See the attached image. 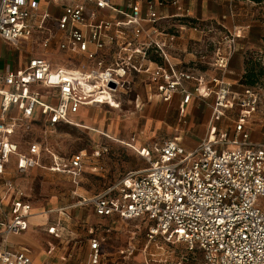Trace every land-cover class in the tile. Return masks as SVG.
I'll use <instances>...</instances> for the list:
<instances>
[{"label": "built area", "instance_id": "built-area-1", "mask_svg": "<svg viewBox=\"0 0 264 264\" xmlns=\"http://www.w3.org/2000/svg\"><path fill=\"white\" fill-rule=\"evenodd\" d=\"M51 1L64 6L57 18L33 0H0V39L18 45L39 31L41 36L49 34L43 36L44 46L49 47L55 36L50 30L45 32L54 18L63 32L60 48L85 55L89 63L75 70L54 69L48 58L36 56L23 68L0 71V177L6 175L13 160L18 172L36 167L45 152L40 141L32 142L23 152L12 139L16 123L5 119L11 106H20L31 121L40 113L50 128L78 124L74 116L83 106L120 105L117 93L129 92V76L150 72L144 64L151 54L165 55L164 44L152 35L160 33L157 6L168 0H128L127 10L120 12L126 16L123 20L104 15L105 9H116L113 0ZM172 3L177 5L179 0ZM185 12L189 14V10ZM146 23L153 25L152 33ZM238 37L237 32L229 31L217 43L215 66L228 68ZM91 44L95 50L90 49ZM113 47L120 51L110 61L107 52ZM150 75L166 101L177 92H181L183 104H189L195 95L214 93L211 125L206 137L191 149L178 137L166 138L158 157L148 158L147 168L129 171L116 185L82 202L93 205L99 216L149 221L147 240L155 245V251L141 260L130 247L119 250L116 259L109 262L100 239L91 237L88 264H174L168 257L155 259L157 248L171 250L161 241L184 244L191 253L183 254L177 264H188L199 253L201 264H264V142H254L247 125L251 110L259 103V91H234L218 77L212 79V85L204 86L203 79L194 73L173 67L159 66ZM196 81L192 88L185 85ZM39 85L54 90L58 102L44 100L36 88ZM235 106H240L241 116L233 130L216 127L214 124ZM31 124L26 129L30 130ZM85 157V151H80L64 165L54 156L51 169L77 175ZM32 209L25 191L12 178H5L0 185V264H35L28 247L11 248L7 241L10 234L27 230ZM52 230L59 235L57 229Z\"/></svg>", "mask_w": 264, "mask_h": 264}, {"label": "crops", "instance_id": "crops-1", "mask_svg": "<svg viewBox=\"0 0 264 264\" xmlns=\"http://www.w3.org/2000/svg\"><path fill=\"white\" fill-rule=\"evenodd\" d=\"M33 1H35L41 9H48L50 13L56 18L60 16L64 11L63 4H56L51 0ZM196 1L197 0H179V4L174 5L172 3L173 0H168L164 6H157V11L160 14L161 20L156 24V26L159 27L160 33L153 34L152 36L156 40V42L164 44L163 50L165 52V55L158 53L151 54V59L144 64V68H149L150 72L152 70H155L159 66L166 69L173 67L176 70L190 71L195 74L196 78L203 79L204 86L207 84L212 85V79L215 77L223 78L226 83L230 84L231 88L234 91H245L247 88H250L241 83L242 77L246 72L247 68L246 62L247 60H249L250 57H253L252 53H256L257 56L255 58H259V60L262 58L264 59V46L260 44H255L247 38V35H250V32L248 30L250 27L236 25L234 28L237 34L239 35L237 40V50L232 55L228 68L226 70H223L215 66L214 60L217 43L222 39L223 36H220L218 27H216V25L214 24L219 23L220 18L216 17V15L212 11H208L209 8H207V6H209L210 4V2H208L209 0H202L200 2V4L202 3V5H204L206 8H204V11H201L202 14H198V11L196 10ZM113 3L116 9L107 8L104 10V15L108 18L116 20L125 19L126 16L120 12L121 10H127L128 0H123L122 4H118L115 0H113ZM235 8L238 9L237 6ZM235 8L233 5H231L232 10H235ZM143 9L144 12H146V2H144L143 4ZM185 10H189L188 15L186 14ZM234 10L232 12H234ZM204 17H210L211 26H207L205 28H201L199 26L198 22L201 21ZM223 17L224 19H227V16ZM175 19H178V21L181 22V24H179V28H173L172 20ZM190 21L195 23H193V25H187V23ZM51 23L56 24L55 31L51 29ZM195 26H199V29L195 28ZM146 27L148 32L152 33L153 25L146 23ZM242 29L244 31H242ZM49 30L51 31V34L55 36L49 47H45L43 43V36L45 37L49 34H42L43 36H41L38 34L39 31H37L34 36L30 39L21 40L18 45H14L10 42H7L6 40L0 39V71L17 70L23 68L28 65V62L31 58L36 56H43L48 58L49 61L52 63L54 69L64 68L75 70L80 69L85 64L89 63V60L85 57V55L72 51L70 49L63 50L60 48L59 41L63 36V32L59 30L57 22L54 18L48 22V30H46L45 33H47V31ZM35 36L39 37V39L41 38V41L38 42L41 46L40 49H44L47 51H35L32 50L29 46H24L25 42L30 41L31 39L35 38ZM90 49L95 50V46L91 44ZM252 49H255L254 51L256 52H253ZM119 51V47H113L112 49H110L107 52L109 56L108 59L110 61L114 60L117 57ZM49 52L50 54L52 53L54 57L49 56ZM64 56H66L67 58L65 59ZM60 57L64 58L65 63L60 59ZM56 58L57 60L60 59L61 62L54 61ZM150 72H133L132 75L129 76V92L127 91L117 93V99L119 100L120 96L127 95V93L147 95L150 98H161L158 94L157 88L153 85V83H151ZM198 82L199 81L192 83L187 82L185 83V85L192 88L193 85ZM36 88L43 94L44 100H47L51 103L58 102V98L55 95L54 90H49L47 87H44L42 85H39ZM211 97L213 98L212 104L209 103ZM174 98L179 100L180 104L178 107L183 113L188 112L193 102L197 99L205 101L206 105L208 106L206 107L209 110L208 116L206 117L204 122V125L207 127V130L201 137H198L196 139L191 138L188 140L187 144L183 142V139L180 136H176L181 139L182 143L188 149L194 148L199 145V143L202 141V139L206 137L209 131L212 120L215 94L212 93L207 97H199L198 95H195L189 104L182 103L183 97L181 92H177L173 99ZM173 99L170 101H166L161 98V100L167 103H171ZM1 104L2 96L0 95V120L3 119ZM95 106L99 105L83 106L80 112L74 116L76 122L79 124V120L82 119V117H84L85 115H87V113L92 110ZM5 119L16 123V131L12 135V139L20 145V149L23 152H27L29 145L34 141H40L43 144V141H41L37 137H34L36 129L42 128L48 130L55 129L58 126L57 125L54 128L46 126L45 117L38 112L31 121L30 119L24 117L20 106L15 105L11 106ZM31 122L32 124L30 130L26 129V125L30 124ZM116 129L117 128L114 125L111 127L112 132L117 131ZM254 134L256 133H253L252 137V140L254 142H264L259 136L254 138ZM103 135L111 138V136L107 132H103ZM20 136H25L26 139L24 141H21L19 140ZM153 139L154 138H152L151 142H146L145 146L141 145V149H136L138 153L147 161L148 158L154 159L158 157L159 148L166 138L158 139L157 141H154ZM143 151L145 154L142 153ZM46 155H48V151L45 147V152L39 158V164L26 172H18L16 169V162L15 160H13L12 163L8 166L6 175L0 177V185L5 178H12L22 190L26 191L24 185L26 174H28L34 169L44 168L55 173L67 174L70 180L73 182L74 186L78 188L80 187L84 178V164L86 157L84 159L83 167L80 172L77 175H73L72 173L66 170H52L51 165L54 163L53 158L50 164L44 165V159ZM52 155L53 157H57L54 153H52ZM72 156L73 154L68 158L57 157V160L66 165L68 164ZM147 167L148 166L134 170H143ZM120 180L104 187L103 189L97 191L92 195L83 196L76 202H72L70 204L68 202L61 204L50 203L48 206L42 208V210L36 209L34 207L30 196L25 192V200L29 201L32 204L33 208L29 218V226L27 230L21 233L10 234L7 238L8 246L15 249L20 247H28L31 251L35 264H68L70 261L67 257H72V253L68 252L69 243L71 240L74 239V236H77L76 227H82V229L85 231L84 235L82 236H85L86 242L88 244L86 259L82 264H88L89 262V257L91 253L89 239L91 237H97L98 239H100L103 250L105 251L104 255L109 262L114 261L116 259L119 254V250L130 247L135 249L134 257L140 260L142 258H145L146 255L155 251V245L148 243L147 240V233L150 228L149 221L143 219L124 220L118 215H113L109 217L99 216L96 214L93 205L82 204L83 201L102 193L104 190L111 186L116 185ZM75 195L76 194L74 192L73 196ZM36 217L39 218V221H33V219ZM131 222H138V224L143 223L147 226L146 235L142 237L143 240H141V236H139L138 234V226L136 225V227H132L130 225ZM52 228L57 229L59 235H56L53 232ZM32 229L35 232H29ZM21 236H38V238H40L41 236H48L51 239L57 240L58 244L49 241L48 246L43 247L40 243L37 242L38 249L35 250L34 247H31L30 244L21 241V238H19ZM61 245L62 247L60 248H62V251H60L59 253L57 248ZM40 255L48 256L51 260L47 262H41V260L38 259Z\"/></svg>", "mask_w": 264, "mask_h": 264}, {"label": "rangeland", "instance_id": "rangeland-1", "mask_svg": "<svg viewBox=\"0 0 264 264\" xmlns=\"http://www.w3.org/2000/svg\"><path fill=\"white\" fill-rule=\"evenodd\" d=\"M115 1L122 4L123 0ZM201 1H196L198 14H202L201 11L206 8L202 3L200 4ZM208 2H210L207 6L208 11H212L216 17L220 18V22L214 25L218 27L221 37L229 31L236 32L234 28L236 25L248 26L250 27L248 29L250 35H247V38L255 44L264 46V2L254 0H209ZM231 5L234 8L237 6L238 9L235 8L232 12ZM223 16H227V19H224ZM172 21L173 28H179L181 22L178 19ZM193 23L195 22H188L187 25H193ZM198 23L201 28H205L211 26V19L204 17ZM50 27L52 30H56V24L51 23ZM242 31L244 30L242 29ZM40 41L41 38L35 36V38L25 42L24 46H29L35 51H47L40 49L41 46L38 43ZM252 50L256 52L255 49ZM48 55L54 57L50 52ZM252 56L255 58L257 55L252 53ZM57 58L54 61L61 62L62 60L65 63L64 58L60 57L61 60H57ZM257 59L259 60V58ZM259 61L264 65L263 58ZM256 88L260 93L259 103L254 110H251L252 113L249 115L247 125L251 128V137H253V133H256L254 138L259 136L264 141V79ZM212 100L211 97L209 103L212 104ZM119 102V107L110 105L93 107L87 115L79 120V124H60L57 128L48 130L36 129L34 137L43 141L44 147L48 151L44 165L51 163L52 158H54L52 153L58 158H68L80 151L86 153L85 173L79 188L75 187L69 176L64 173H55L48 169L38 168L26 174L25 192L30 196L36 209L42 210L50 203L68 202L70 204L76 202L83 196L92 195L120 180L128 171L148 166V161L136 149H141V145L145 146V143L151 142L152 138L157 141L158 139L180 136L183 142L188 144L189 139L201 137L207 130L204 122L209 110L206 108L208 106L205 101L202 100H195L189 111L185 113L179 109L180 103L176 98L171 103H167L161 98L127 93V95L120 96ZM240 111V106H235L228 110L226 116L214 125L231 132L235 121L241 116ZM113 125L117 128L115 132L111 131ZM103 132H107L111 138L104 136ZM25 139V136L19 138L21 141ZM74 192L75 196H73ZM33 221H39V218L36 217ZM130 225L132 227L138 226V234L143 240L142 237L146 235L147 226L143 223L138 224V222H131ZM76 228L77 236H74L68 247V252L72 253V257H67L70 261L68 264H82L88 251L86 238L82 236L85 231L82 227ZM29 232L35 231L32 229ZM19 238L21 241L30 244L31 247L33 246L35 250L38 249V243L43 247H47L49 241L58 244L57 240L48 236H41L40 238L38 236H21ZM160 244L171 250L163 251L157 248L155 254L157 260L168 257L172 263L177 264L178 259L180 260L183 254L188 253L191 256L184 244H167L162 241ZM60 247L62 245L57 248L59 253L62 251ZM38 259L41 262L51 260L44 255H40ZM201 261L202 255L199 253L188 264H201Z\"/></svg>", "mask_w": 264, "mask_h": 264}, {"label": "trees", "instance_id": "trees-1", "mask_svg": "<svg viewBox=\"0 0 264 264\" xmlns=\"http://www.w3.org/2000/svg\"><path fill=\"white\" fill-rule=\"evenodd\" d=\"M256 2H264V0H254ZM191 22V21H190ZM247 68L244 73L241 83L250 87L256 88V86L263 82L264 79V65L257 58L250 57L246 62Z\"/></svg>", "mask_w": 264, "mask_h": 264}, {"label": "bare ground", "instance_id": "bare-ground-1", "mask_svg": "<svg viewBox=\"0 0 264 264\" xmlns=\"http://www.w3.org/2000/svg\"><path fill=\"white\" fill-rule=\"evenodd\" d=\"M113 106H114V107H119V105H117V104H114Z\"/></svg>", "mask_w": 264, "mask_h": 264}, {"label": "water", "instance_id": "water-1", "mask_svg": "<svg viewBox=\"0 0 264 264\" xmlns=\"http://www.w3.org/2000/svg\"><path fill=\"white\" fill-rule=\"evenodd\" d=\"M112 86H114V87H115V84H112Z\"/></svg>", "mask_w": 264, "mask_h": 264}]
</instances>
